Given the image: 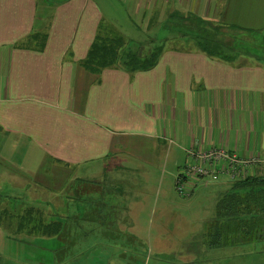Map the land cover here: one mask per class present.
<instances>
[{
  "label": "crops",
  "instance_id": "1",
  "mask_svg": "<svg viewBox=\"0 0 264 264\" xmlns=\"http://www.w3.org/2000/svg\"><path fill=\"white\" fill-rule=\"evenodd\" d=\"M117 1L61 0L40 10L38 0H0V210L28 247L19 264H122L125 250L115 245H127V210L115 219L111 201L92 197L84 207L81 193L65 187L81 182L109 197L120 194L112 185L125 179L109 181L104 173L157 165V151L173 147V137L185 164L191 149L223 148L257 155L262 163L249 176L264 174V61L179 51L171 37L154 40L165 49L148 71L93 75L81 66L100 26L114 23L121 10L157 32L182 15L250 31L253 57L255 47L264 49V0ZM32 35L40 40L30 41ZM132 146L149 160L125 152ZM69 200L76 201L72 210ZM29 211L73 223L53 237L24 234L34 226L20 229L16 218Z\"/></svg>",
  "mask_w": 264,
  "mask_h": 264
},
{
  "label": "rangeland",
  "instance_id": "2",
  "mask_svg": "<svg viewBox=\"0 0 264 264\" xmlns=\"http://www.w3.org/2000/svg\"><path fill=\"white\" fill-rule=\"evenodd\" d=\"M58 1L61 0H38V4L40 10H45V7L48 6L45 2L54 4ZM114 1L119 3L117 0ZM48 11L44 12V16ZM123 12L125 13V10H121V13L117 14L114 23H104L102 31L107 33L112 27L111 35L124 36L126 46L132 50L138 51L142 48V53H144L145 46L150 42L159 45L161 42L154 40L165 41L172 37L174 38L172 44L175 49L182 51L185 48L186 51H198L193 45L194 42H187L183 37L172 34L170 27H177L179 19L172 18V21L165 24L168 28H163L157 32L147 29V26L141 23L140 18ZM195 31L203 37L202 31H197V29ZM246 38L249 37L232 34L230 31L219 40L225 39L227 46L233 45L237 48H243V41ZM256 41L259 42L258 39ZM254 42L252 41V45ZM165 44L168 43L165 42ZM261 52L264 56V51L258 52L257 55ZM172 140L176 141L173 147L170 143L168 148L166 143L163 145L162 154L161 151H157L154 160L159 162L157 165H142L137 171L118 169L112 173H104L109 181L122 177L125 179L126 183L124 184L112 185L120 194L109 197L101 188L92 189L88 184L73 181L67 184L65 188L81 193L80 196H83L81 203L84 207H88L92 197L99 203L111 201L114 203V210L116 209L115 219L120 220V212L123 211L124 213L127 210L131 227L128 229L129 234H125L127 245H115L118 249L121 247L125 250L122 264H264V239L242 245L209 246L207 230L215 218L216 205L219 198L231 188L232 183L223 182L221 179L220 182L218 181L219 183L214 182L206 185L201 183L190 197H179L174 190L173 176L177 175V172L183 168L185 158L176 147L178 145L177 139L173 137ZM171 147L172 152L169 154ZM124 150L131 154L130 156L149 160V157L137 155L140 151L136 146ZM175 161L176 163H174ZM44 173L46 172L44 171ZM69 175L68 179L75 176L73 173L66 176ZM256 176H264V174ZM69 193L68 191L65 195L70 198ZM62 201L64 202V199ZM62 201L59 202L62 203ZM24 202L26 201L16 203L18 207L14 209L19 210ZM75 204V200H69L65 202V207L72 210ZM99 207L103 206L99 205ZM8 218L10 217L4 215L0 210V264H19L20 257L27 251L28 247L24 241H21V238L16 237L13 227L5 226ZM72 219L70 217L65 223L72 224ZM113 219L112 214L111 220ZM111 226L113 225L111 224ZM116 230L121 232L119 229ZM114 235L120 236V233H114ZM144 249L146 250L145 263L142 260ZM139 255H141V260H139Z\"/></svg>",
  "mask_w": 264,
  "mask_h": 264
},
{
  "label": "trees",
  "instance_id": "3",
  "mask_svg": "<svg viewBox=\"0 0 264 264\" xmlns=\"http://www.w3.org/2000/svg\"><path fill=\"white\" fill-rule=\"evenodd\" d=\"M178 18L181 21L178 22V26L170 27L172 34L183 37L187 42H194V47L201 53L211 58H218L221 54H233L236 58L242 59L241 63L253 60L252 58L260 63L264 61L262 52L257 55L258 52L264 51L261 47H255L256 54H253V57L248 56L252 49L250 31L241 28L234 31L229 29L230 26L228 25L214 27L194 16L182 15ZM103 25L100 26L86 58L81 62L82 68L90 74L98 75L105 69L115 68L123 69L131 74L148 71L156 65L165 49L164 44L156 45L155 42H150L145 46L144 53H142V48L134 51L126 46V40L122 35H111L112 27L107 33H104L102 31ZM164 28H168V26L165 25ZM181 28L187 29L183 30ZM195 29L202 31L204 38ZM171 30L168 29V31ZM230 31L232 34L249 37L243 41V48H237L233 45L227 46L225 39L219 40ZM40 36L32 35L29 40L38 41ZM42 37L44 41V35ZM184 167L185 165L177 172V175L173 176L174 182L182 178L181 170ZM231 183V188L219 198L215 218L207 230L210 247L242 245L264 239V177H248L242 181ZM16 220L20 229L28 223L34 226L32 232H23L24 234H34L40 237L56 236L61 231V225L65 223V221H58V219H51L48 222L38 212L31 215V211L22 217L16 218Z\"/></svg>",
  "mask_w": 264,
  "mask_h": 264
},
{
  "label": "built area",
  "instance_id": "4",
  "mask_svg": "<svg viewBox=\"0 0 264 264\" xmlns=\"http://www.w3.org/2000/svg\"><path fill=\"white\" fill-rule=\"evenodd\" d=\"M186 157L182 178L174 182V190L181 198L190 197L201 183L206 185L221 178L228 182L242 181L251 177L250 171L262 163L257 155L242 157L223 148L191 149Z\"/></svg>",
  "mask_w": 264,
  "mask_h": 264
}]
</instances>
